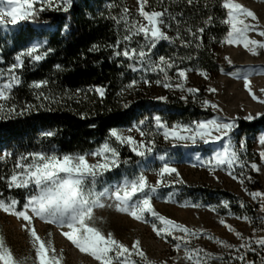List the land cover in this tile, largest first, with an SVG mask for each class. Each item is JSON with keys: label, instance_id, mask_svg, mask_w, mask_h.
<instances>
[{"label": "rangeland", "instance_id": "1", "mask_svg": "<svg viewBox=\"0 0 264 264\" xmlns=\"http://www.w3.org/2000/svg\"><path fill=\"white\" fill-rule=\"evenodd\" d=\"M126 1L148 30L164 33L140 0ZM225 6L229 31L217 51L224 71L182 73L209 115L180 116L160 105L151 124L122 129V140L147 157L138 183L112 186L79 223L63 217L54 192L35 193L26 215L16 211V200L12 209L0 205V264H264V219L254 215V207L264 210V127L242 133L234 122L264 114V0H225ZM0 21L16 22L3 5ZM176 82L170 75V89L179 91ZM139 88L162 96L168 87L146 82ZM114 162L103 146L61 166L71 181ZM162 187L172 188L171 196H157ZM133 190L144 192L139 204L124 200Z\"/></svg>", "mask_w": 264, "mask_h": 264}, {"label": "trees", "instance_id": "2", "mask_svg": "<svg viewBox=\"0 0 264 264\" xmlns=\"http://www.w3.org/2000/svg\"><path fill=\"white\" fill-rule=\"evenodd\" d=\"M140 2L164 33L148 30L126 0H70L65 7L0 0L16 20L8 27L0 21V205L12 209L16 200V211L26 215L35 193L54 192L63 217L79 223L112 186L138 183L147 157L122 140V129L151 124L160 105L180 116L209 115L182 73L224 71L217 51L229 31L225 0ZM172 74L179 91L170 89ZM146 82L167 91L147 94L139 88ZM234 122L250 133L264 127V114ZM103 146L112 150L113 166L67 181L63 160ZM172 191L162 187L156 194ZM143 195L133 190L124 200L139 204ZM254 215L264 219V210L254 207Z\"/></svg>", "mask_w": 264, "mask_h": 264}]
</instances>
